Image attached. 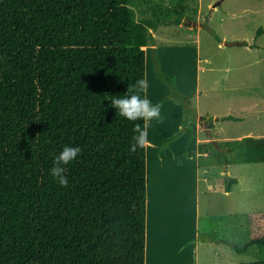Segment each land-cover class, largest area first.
Instances as JSON below:
<instances>
[{
    "label": "trees",
    "instance_id": "16d2710c",
    "mask_svg": "<svg viewBox=\"0 0 264 264\" xmlns=\"http://www.w3.org/2000/svg\"><path fill=\"white\" fill-rule=\"evenodd\" d=\"M131 5L0 0V264H147L148 137L135 150L132 142L148 121L119 116L110 100L148 76L149 30L184 17L158 6L137 22ZM153 61L166 102L185 114L166 144L192 133L196 94L181 93ZM65 145L81 152L62 187L49 169ZM198 153L200 168L264 163V136L202 141ZM237 184L229 178L226 192ZM221 243L243 254L264 250V235Z\"/></svg>",
    "mask_w": 264,
    "mask_h": 264
},
{
    "label": "rangeland",
    "instance_id": "374dc122",
    "mask_svg": "<svg viewBox=\"0 0 264 264\" xmlns=\"http://www.w3.org/2000/svg\"><path fill=\"white\" fill-rule=\"evenodd\" d=\"M158 6L183 14V21L189 20L190 24L186 25L182 21L180 25H176L172 20L168 23L162 22L156 31L149 30L154 41L146 51L148 78L151 80L148 94L157 102L164 97L160 102L163 105L161 115L168 113L171 120H175L174 126L168 122H160L157 132L149 126L150 152H157V146L166 138L164 134L177 128L181 115L183 121L185 119L184 109L178 102L174 100L166 102L169 88L156 78L153 57L157 55L161 70L164 68L167 71H176L179 60L192 57L193 45L190 44L196 40L200 42L203 56L211 58L216 66L221 65L225 58L230 60L232 75H239L238 84L242 91L238 92L236 99L227 103L216 93L204 96L199 103L193 102L194 97L193 109L196 111L199 107L201 112L208 116L200 117L196 111V119L189 123L190 127L191 123L196 125L195 136L200 142L219 141L217 138L224 136H264V0H132L131 9L135 20L144 22L152 19V10ZM217 37L221 39V45L224 43L238 45L218 50ZM213 76L220 77V74L215 73ZM173 79L175 81V78ZM178 104L183 109L182 112L180 108H176ZM222 115L235 116L239 120L222 123L225 121L223 120L225 118H219ZM204 121H213V124L205 126ZM217 127L221 129L218 136L214 134ZM208 129L210 137L207 134ZM210 164L213 168L209 177L216 185L226 182L229 178L238 181V184L233 186L231 194L226 195L224 187L221 190V187H218L219 192L206 193L207 189L203 182L198 190L188 183L186 177H190L192 183L195 174L193 162L188 163V168L173 169L175 175L180 178V185L174 192L179 196V204L175 203L174 206L177 216L186 221L187 230H190L191 216L195 213V204H190L188 195L196 197L200 189L198 196L203 241L201 264L264 261V250L253 247L247 253L237 254L230 246L221 243L227 241L243 247L251 236L264 235V163L229 167ZM170 172L171 168H166L164 177ZM220 177L222 178L218 180ZM163 198L168 197L159 195V201L156 197L158 206H155V202H150V215L153 214L152 217L157 222H162L166 218L167 213L163 214L164 210L171 212L172 205L168 202L167 205L164 204ZM156 207L158 213L155 211L154 214ZM153 255L155 257L154 253ZM157 257L159 258L160 254ZM178 258L180 260V257ZM172 263L179 264V261L177 263V260H174Z\"/></svg>",
    "mask_w": 264,
    "mask_h": 264
},
{
    "label": "crops",
    "instance_id": "0c3cea01",
    "mask_svg": "<svg viewBox=\"0 0 264 264\" xmlns=\"http://www.w3.org/2000/svg\"><path fill=\"white\" fill-rule=\"evenodd\" d=\"M190 45H193L192 47L194 48H191V54H193L192 57L179 60L176 71H167L163 68V72L168 76L175 78V82L182 93H195L196 96L193 102L196 101L199 103L204 96H210L212 93H216L217 96L221 97L226 103L236 99L238 96L237 94H239L238 92H241L242 90L238 84V81H240L239 75H232V70L229 67V64L231 63L230 60L225 58L224 61L221 62V65L216 66L211 58L203 56L202 47L199 41L196 40L195 43ZM226 47L227 45L225 43L224 45H221V42H218V50H224ZM215 73L220 74V77H216L218 79L213 76ZM168 91L169 92H167V94L169 95L170 90L168 89ZM162 98L164 99V97ZM162 98L159 102L163 100ZM176 108L181 109L179 104ZM182 110L183 109H181V112ZM196 111L198 116L208 118V116L201 112L199 107ZM227 117H234L239 120L238 117L230 115H222L219 118L223 119ZM147 121L149 133L150 119ZM182 121L183 117L181 115L177 128L164 134L166 135V138L159 144V146H157V152H150L148 135V264H174L172 263L174 260H177V263L179 261V264H201V245L203 244V241L201 239L200 225V196H198L200 189L197 192L196 197L188 195L190 198V204H195V213L191 216L190 230H187L186 221L177 216V211L174 206L175 203L179 204V196L174 192L175 188L180 185V178L175 175V170H178V168L181 167L188 168V163L193 162L195 174L192 183L191 178L186 177L188 183L197 189L199 188L201 182H203L205 189H207L206 193L213 194L217 191L219 192L218 187H221L220 190L224 187L223 190L225 194H231L230 192H226L225 181L216 185L215 181L209 177L210 170L213 168V165H208L204 168L199 167L198 144L200 143V140L197 136H195L197 134L195 128L196 125L194 123H191V134L183 133L175 141L164 144L166 139L170 138L182 129ZM229 121L230 120H225L222 121V123ZM160 122H168L171 126H174L172 125L173 120H171V115L167 113L156 117V131H158L160 127ZM220 130V127H217L214 134L218 136L220 134ZM244 137L247 136H224L218 137L217 139L229 140ZM168 167L171 168V172L168 176L164 177L165 170ZM174 168L175 170L173 172ZM221 178L222 177L218 178V180ZM155 194L156 196H154ZM159 195L168 197L166 199L163 198L164 204L167 205L168 202L169 205H172L171 212H167L166 210L163 211V214H167H165L166 218L162 222L158 221L160 225L153 219V214L150 215V202L153 201L155 202V206H158L156 197L159 201ZM156 209L157 207L154 210V214L155 211L158 213ZM152 252L155 254V257ZM158 254H160L159 258L157 257ZM178 257H180V260Z\"/></svg>",
    "mask_w": 264,
    "mask_h": 264
},
{
    "label": "clouds",
    "instance_id": "9594fccd",
    "mask_svg": "<svg viewBox=\"0 0 264 264\" xmlns=\"http://www.w3.org/2000/svg\"><path fill=\"white\" fill-rule=\"evenodd\" d=\"M151 80L147 75L137 79L130 85L127 92L120 96H111V107L117 109V114L129 121H137L144 118L145 121L153 117H158L162 112V104L154 101L148 94ZM137 131L133 137L132 149L137 145L145 143L149 133L146 128H141L137 124ZM81 149L76 146L65 145L58 155L55 156L53 166L49 169V175L62 187H67L69 180L66 175L67 165L76 161Z\"/></svg>",
    "mask_w": 264,
    "mask_h": 264
},
{
    "label": "water",
    "instance_id": "95a60500",
    "mask_svg": "<svg viewBox=\"0 0 264 264\" xmlns=\"http://www.w3.org/2000/svg\"><path fill=\"white\" fill-rule=\"evenodd\" d=\"M219 3H217V5H218ZM183 23L184 24H190V21L189 20H184L183 21ZM227 46H232V45H238V43H225ZM219 119H216V121H218ZM211 124H213V121H204V125L205 126H209V125H211ZM207 134H208V137H210L211 136V133H210V130L208 129L207 130ZM214 143H215V141H213ZM227 177H228V175H227Z\"/></svg>",
    "mask_w": 264,
    "mask_h": 264
},
{
    "label": "bare ground",
    "instance_id": "6f19581e",
    "mask_svg": "<svg viewBox=\"0 0 264 264\" xmlns=\"http://www.w3.org/2000/svg\"><path fill=\"white\" fill-rule=\"evenodd\" d=\"M165 114V113H164ZM168 114V113H167ZM155 123H156V117H153V118H150V128L151 129H153L155 132H157L156 131V125H155ZM174 123H175V120H173V123H172V125H174ZM151 141V140H150Z\"/></svg>",
    "mask_w": 264,
    "mask_h": 264
}]
</instances>
